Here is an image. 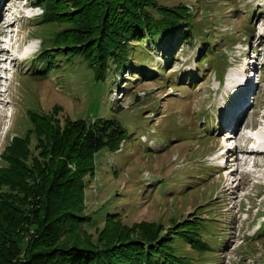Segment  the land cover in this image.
Returning <instances> with one entry per match:
<instances>
[{
    "label": "rangeland",
    "instance_id": "rangeland-1",
    "mask_svg": "<svg viewBox=\"0 0 264 264\" xmlns=\"http://www.w3.org/2000/svg\"><path fill=\"white\" fill-rule=\"evenodd\" d=\"M156 4L184 7L189 13L184 28L153 41L144 37L128 42V56L119 70L111 66L97 80L81 56L67 57L69 51L54 48L50 40L64 30V23L41 24V8L28 9L36 7L35 0H0V169L5 148L30 127L28 111L48 114L55 108L60 120L86 123L116 120L124 141L114 152L95 153L83 192V214L91 222L70 238L84 243V231L96 244L106 215L112 214L117 216L114 223L127 228L144 223L162 227L163 234L175 229L173 245L187 264H264V186L255 185L264 183V158L253 164L256 174L239 173L249 165L239 153L246 150L240 135L264 119V76L258 71L264 69V0ZM186 29L189 41L182 35ZM43 47L53 59L48 69L51 61L34 60ZM22 48L25 62L17 63L10 51ZM241 66L247 69L245 79L255 67L254 80L247 78L253 89L229 119L235 120L224 126L243 92L244 81L239 88L236 82ZM229 75L232 80L226 82ZM237 122L240 133L234 141L230 133L219 131L235 128ZM35 145L32 138V155L37 154ZM233 145L236 156L226 151ZM237 156L247 163L240 162L236 175L227 177L231 170L220 169L222 161ZM192 229L195 238L180 239Z\"/></svg>",
    "mask_w": 264,
    "mask_h": 264
},
{
    "label": "trees",
    "instance_id": "trees-1",
    "mask_svg": "<svg viewBox=\"0 0 264 264\" xmlns=\"http://www.w3.org/2000/svg\"><path fill=\"white\" fill-rule=\"evenodd\" d=\"M64 1L35 0L42 10L39 22L64 23V30L50 40L53 47L69 51L67 57L81 56L97 80L111 66L119 70L128 42L179 33L189 18L184 7H161L156 0H66L68 6ZM182 35L185 41L192 37L187 29ZM35 59L51 61L46 69L53 64L46 47ZM57 115L55 108L48 114L28 111L30 127L13 137L1 156L0 264H187L173 245L175 229L163 234L162 227L144 223L127 228L114 223L112 214L106 215L96 244L84 231L86 242L70 238L91 222L83 214V192L95 153L114 152L125 133L116 120L86 123ZM32 138L36 155L30 149ZM196 232L180 239L187 242Z\"/></svg>",
    "mask_w": 264,
    "mask_h": 264
},
{
    "label": "bare ground",
    "instance_id": "bare-ground-1",
    "mask_svg": "<svg viewBox=\"0 0 264 264\" xmlns=\"http://www.w3.org/2000/svg\"><path fill=\"white\" fill-rule=\"evenodd\" d=\"M246 61V60H245ZM245 63V66H249V64L247 63V62H244ZM248 64V65H247ZM245 66H241V67H239L238 68V70L237 71H239V70H242V73H240V77L238 78V75H236L237 76V81L236 82H238V88L240 87V85H242V83H243V81H244V83H243V92H241L239 95H238V97H236L234 100H235V102H234V106H233V108L230 110V113H228V117L227 116H225V119L224 120H226V122L225 121H223V123H224V126H227V125H229L230 126V123L232 122V121H234L235 119L233 118V119H231L230 121H229V119L230 118H232L233 116H234V113H235V111L237 112V111H239L238 110V105L240 106V104H241V102H243L244 100H245V98L246 97H248L247 95H249V91L251 90V89H253V84L251 83V82H248L247 81V78H250V77H252V80H254V75H255V73H256V69H255V67L253 66V67H251V68H253V71L251 72V74L252 75H249V76H247L246 77V79H245V75H246V72H247V69H246V67ZM263 67H264V65H263ZM260 71L259 72H261L262 73V75L264 76V69L263 68H260L259 69ZM232 76V75H231ZM230 75L227 77V79H226V82H228V79L230 78V80H232V77H231ZM263 78V77H262ZM245 79V80H244ZM234 82H235V80H234ZM255 85V84H254ZM219 86H220V84H219ZM238 91H237V89H236V93H237ZM244 93H246V94H244ZM243 94H244V97H243ZM230 114V115H229ZM237 114V113H236ZM239 121H240V119H239ZM238 121V122H239ZM238 122L236 123L237 125H236V127L235 128H230V127H226V128H224V129H222V130H219V131H223V134H225V133H227V135H228V133H230L232 136H234L233 138L231 137V139H233V141L236 139V135H238V133H240V131H238L239 129H238ZM263 121H261V123H262ZM260 125V124H259ZM246 128H249V126L248 127H246ZM225 132V133H224ZM246 137V135H244V134H242L241 133V135H240V139H242L243 141H241L242 142V144L243 145H245V147L244 148H246V145L247 144H245V143H253L254 142V139L253 138H247V139H244ZM230 138V137H229ZM228 138V139H229ZM257 138H258V141L255 143V147L253 148V149H250V150H240L239 151V153L241 154V153H243V156L245 157V158H247L248 160H251V159H254V163L253 164H259V160L260 159H258V158H264V146H261L260 144L262 143L263 145H264V133L262 132V133H259L258 132V134H257ZM260 138V139H259ZM244 140H245V142H244ZM260 141H261V143H260ZM263 141V142H262ZM258 143V144H257ZM233 148H231V147H229L228 149L229 150H226V151H228L227 153H231V152H233L234 153V155L236 156V146H232ZM235 151V152H234ZM224 156H225V153H222L221 155H220V159L222 160L223 158H224ZM228 156V155H227ZM231 156V155H230ZM230 156H229V158H230ZM256 157V158H253V157ZM234 157V156H233ZM249 157H252V158H249ZM226 158V157H225ZM241 162V166H243V164H244V166H245V164L247 163V160H245V162H243V160H240L239 158H238V156H237V158H235V159H233L232 160V158L231 159H229V160H227V162L225 163V162H223L222 161V166H221V168L220 169H222V167H223V169L224 168H228V170H231V173H230V175H228L227 177H232L233 175L235 176L236 175V170H237V168L239 167V163ZM220 165V164H219ZM236 166V167H235ZM245 169V168H244ZM248 169V168H247ZM245 171V170H244ZM255 171H256V169H255ZM255 171H253L252 170V168L251 169H248V172L247 173H245V175H248V174H251V173H255ZM260 172V171H259ZM256 174V173H255ZM227 181V180H226ZM229 182V181H228ZM227 184V183H226ZM230 184H228V186H229ZM233 185V184H232ZM229 190H230V188H229Z\"/></svg>",
    "mask_w": 264,
    "mask_h": 264
}]
</instances>
